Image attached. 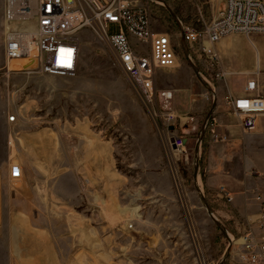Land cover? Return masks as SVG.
<instances>
[{
    "label": "rangeland",
    "instance_id": "obj_1",
    "mask_svg": "<svg viewBox=\"0 0 264 264\" xmlns=\"http://www.w3.org/2000/svg\"><path fill=\"white\" fill-rule=\"evenodd\" d=\"M163 2L154 29L171 34L181 61L159 71L155 87L158 107L177 116L171 129L186 140L179 153L91 31L72 76L8 71L23 61L7 65L0 0V264H241L243 226L218 212L229 211L225 198L204 188L202 153L225 88L208 57L183 46L180 25L200 30L225 0ZM236 36L246 50L247 36Z\"/></svg>",
    "mask_w": 264,
    "mask_h": 264
},
{
    "label": "built area",
    "instance_id": "obj_2",
    "mask_svg": "<svg viewBox=\"0 0 264 264\" xmlns=\"http://www.w3.org/2000/svg\"><path fill=\"white\" fill-rule=\"evenodd\" d=\"M157 5H164L163 0H4L7 65L13 60L23 61L18 68L7 69L72 76L78 68L83 33L91 31L111 48L115 62L167 135V147L183 152L185 138L171 129L177 116L158 107L155 87L158 72L177 68L181 59L179 45L171 34L154 29ZM180 25L188 51L206 55L210 66L217 68L216 77L222 79L224 70L215 46L231 34H264V0H225V10L212 21L203 22L200 30L191 24L180 22ZM188 58L191 60L189 55ZM250 75L239 95L225 98L244 133L254 132L258 118L264 115V70L256 68ZM15 119L10 116L8 121ZM217 127L214 116L209 122L212 139L226 140L227 136L219 134ZM11 178H22L19 165L11 167ZM220 192L222 197L229 196L224 187ZM256 199L262 200V196L256 195ZM239 258L241 264H264V234L256 236L248 226L243 231Z\"/></svg>",
    "mask_w": 264,
    "mask_h": 264
},
{
    "label": "crops",
    "instance_id": "obj_3",
    "mask_svg": "<svg viewBox=\"0 0 264 264\" xmlns=\"http://www.w3.org/2000/svg\"><path fill=\"white\" fill-rule=\"evenodd\" d=\"M247 38L249 46L246 50L239 47L236 34L224 37L215 46L224 70V78L220 79L225 88L222 92H226L218 94V98L222 96L224 102L230 94L239 95L238 90H232L233 82L244 86L247 78L252 76L250 72L256 68L264 70V36L254 40L251 36ZM186 90L192 91L188 87ZM221 106L224 111L216 117L217 130L227 139L210 141L205 150L204 188L215 201H221L225 197L220 188L224 187L229 192L225 198L229 211L220 208L218 212L234 219L239 229L243 226L245 230L249 226L258 236L264 234V219H261L264 208V115L258 118L254 132L244 133L239 118L232 114L226 102ZM218 110L219 106L215 113ZM256 195H261L262 200H257Z\"/></svg>",
    "mask_w": 264,
    "mask_h": 264
},
{
    "label": "water",
    "instance_id": "obj_4",
    "mask_svg": "<svg viewBox=\"0 0 264 264\" xmlns=\"http://www.w3.org/2000/svg\"><path fill=\"white\" fill-rule=\"evenodd\" d=\"M171 14H172V16H173L174 18H177V17L175 16V14H174L172 11H171ZM181 40H182V44L184 45V44H185L184 39L181 38ZM214 103H215V102H214ZM214 107H215V104H214L213 108H214ZM172 128H173V127H172ZM196 164H197V163H196ZM206 208H207L208 213H209L210 216L212 217V219L215 221V223H216L218 226H220V224H219L217 218L215 217V215L213 214V212L211 211V209H210L209 207H207V206H206Z\"/></svg>",
    "mask_w": 264,
    "mask_h": 264
},
{
    "label": "trees",
    "instance_id": "obj_5",
    "mask_svg": "<svg viewBox=\"0 0 264 264\" xmlns=\"http://www.w3.org/2000/svg\"><path fill=\"white\" fill-rule=\"evenodd\" d=\"M205 150H206V149L203 150V153H202V154H205Z\"/></svg>",
    "mask_w": 264,
    "mask_h": 264
}]
</instances>
